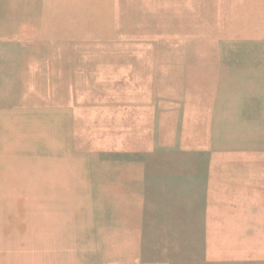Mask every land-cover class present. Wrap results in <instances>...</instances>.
<instances>
[{
	"label": "rangeland",
	"instance_id": "374dc122",
	"mask_svg": "<svg viewBox=\"0 0 264 264\" xmlns=\"http://www.w3.org/2000/svg\"><path fill=\"white\" fill-rule=\"evenodd\" d=\"M251 13L236 0H0V44L26 55L22 92L0 100V264H264L259 236L225 246L212 230L204 243L195 225L188 245L199 215L153 240L110 204L104 160L119 137L152 141L157 101L176 100L178 125L183 95L193 109L232 63L263 61L233 29Z\"/></svg>",
	"mask_w": 264,
	"mask_h": 264
},
{
	"label": "crops",
	"instance_id": "0c3cea01",
	"mask_svg": "<svg viewBox=\"0 0 264 264\" xmlns=\"http://www.w3.org/2000/svg\"><path fill=\"white\" fill-rule=\"evenodd\" d=\"M236 1L250 7L253 23L233 29L240 38L248 37L249 52L263 53V61L232 63L217 77L218 92L190 96L199 100L193 109L189 95H183L178 125L176 100L157 101L150 143L119 137L104 149L110 204L136 215L140 229L147 223L153 240L161 243L181 228L175 215H199L197 223L182 228L190 230L188 245L195 225L204 243L212 230L225 246L244 237L264 241V0ZM12 63L9 49L0 51V100L22 92L16 80L25 77L22 60L18 69ZM189 115L194 125L187 124ZM113 124L122 134L125 126ZM259 223L263 227L257 228ZM227 255H217V261L235 264L240 258ZM179 262L191 259L183 256Z\"/></svg>",
	"mask_w": 264,
	"mask_h": 264
},
{
	"label": "bare ground",
	"instance_id": "6f19581e",
	"mask_svg": "<svg viewBox=\"0 0 264 264\" xmlns=\"http://www.w3.org/2000/svg\"><path fill=\"white\" fill-rule=\"evenodd\" d=\"M21 47L23 48V46H21ZM7 49H9V50L12 49L13 51H15L13 55L21 57V60H24V58H26V55H25L24 51L18 45L16 46V45L10 44V43H6V44L2 43V44H0V51H4V50H7ZM16 52L17 53L19 52L20 54L18 53L19 55H17ZM21 79H23V77H20L19 79H16V80H18V83H19V82H21Z\"/></svg>",
	"mask_w": 264,
	"mask_h": 264
}]
</instances>
